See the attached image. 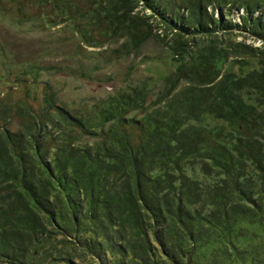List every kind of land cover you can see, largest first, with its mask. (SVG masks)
I'll return each mask as SVG.
<instances>
[{"label":"trees","instance_id":"trees-1","mask_svg":"<svg viewBox=\"0 0 264 264\" xmlns=\"http://www.w3.org/2000/svg\"><path fill=\"white\" fill-rule=\"evenodd\" d=\"M192 1L190 22L203 11ZM118 3L108 15L117 20L128 5ZM140 3L147 7L146 0ZM241 3L253 27L243 24V33L262 42L255 64L244 65L255 66L245 77L223 74L227 50L213 40L196 47L197 35L220 29L200 25V31L177 35L184 40L177 59L182 68L173 75L176 97L164 121L152 116L145 130L131 120L95 135L79 119L62 115L67 126L56 135L47 124L35 125L33 138L6 135L0 142V264H31L28 254L39 264H264V207L254 201L249 211L236 207L242 196L264 198L260 179L248 171L256 165L264 178V0ZM186 51L188 64L181 61ZM130 228L142 248L128 239ZM39 246L54 250L41 256Z\"/></svg>","mask_w":264,"mask_h":264},{"label":"rangeland","instance_id":"rangeland-1","mask_svg":"<svg viewBox=\"0 0 264 264\" xmlns=\"http://www.w3.org/2000/svg\"><path fill=\"white\" fill-rule=\"evenodd\" d=\"M123 1L128 5L117 20L108 15L118 0H0V135L17 132L33 138L45 124L56 135L67 126L62 115L79 119L95 135L131 120L148 130L152 116L165 120V110L176 97L173 75L182 68L177 59L184 50L177 35L200 31V25L212 27L209 31L220 28L213 36L197 35L196 47L213 40L218 49H226L224 75L245 77L255 68L244 65L255 64L262 42L243 33L245 23L253 30L242 9L244 0H195L203 11L193 15L194 22L189 0H146L148 8L140 0ZM126 11L132 13L123 24ZM253 17L262 22L261 14ZM223 29L233 33L222 34ZM189 55L186 51L181 61L188 64ZM246 101L256 102L250 97ZM248 171L264 186L256 165H248ZM244 199H236L242 211L252 208L250 201L264 207L263 196ZM58 222L51 231L54 238L61 229Z\"/></svg>","mask_w":264,"mask_h":264},{"label":"bare ground","instance_id":"bare-ground-1","mask_svg":"<svg viewBox=\"0 0 264 264\" xmlns=\"http://www.w3.org/2000/svg\"><path fill=\"white\" fill-rule=\"evenodd\" d=\"M7 139L6 135L5 134H2L0 135V142L1 143H5V140ZM34 159V161H36V156L33 154V157H31ZM97 205L98 207H100V204L97 202ZM102 207H103V204H102ZM103 209V208H102ZM62 210H63V214H64V220L66 222H64L65 226H67V223H69V215H68V212L66 211V208L65 206L62 207ZM206 222H207V219H204ZM70 225V224H69ZM127 234V237L128 239L131 241V243L133 244L134 247H137V248H142L145 243L144 241L142 240L141 236H139L135 231H133L131 228L129 229V233L125 232ZM69 237V236H67ZM70 238V237H69ZM75 244H77V241H75ZM72 246H74V244H71ZM47 245H44V247H46ZM43 246H39L38 250L42 253L41 256H45L46 254H49L48 252L49 251H53L54 248H52V246L48 247V250L46 248H44ZM48 251V252H47ZM57 252V251H55ZM65 253V256H73V257H76V254L72 251V254H69L68 253V250H64L63 251ZM68 253V254H67ZM183 256L184 254H187L186 252H183L181 253ZM139 257V258H138ZM134 259L137 258L140 260V253H136V256L133 257ZM28 259H29V262L32 264V263H38L40 262V258L35 256L34 258L31 257L29 254H28Z\"/></svg>","mask_w":264,"mask_h":264}]
</instances>
